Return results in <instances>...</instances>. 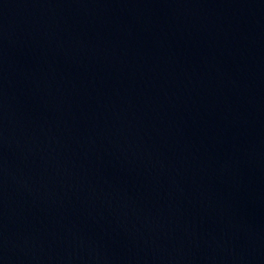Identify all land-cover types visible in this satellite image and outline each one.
<instances>
[{
    "label": "water",
    "instance_id": "1",
    "mask_svg": "<svg viewBox=\"0 0 264 264\" xmlns=\"http://www.w3.org/2000/svg\"><path fill=\"white\" fill-rule=\"evenodd\" d=\"M0 264H264V0H0Z\"/></svg>",
    "mask_w": 264,
    "mask_h": 264
}]
</instances>
